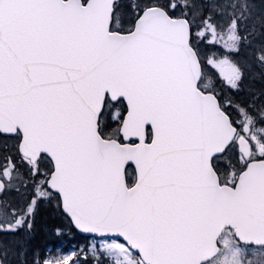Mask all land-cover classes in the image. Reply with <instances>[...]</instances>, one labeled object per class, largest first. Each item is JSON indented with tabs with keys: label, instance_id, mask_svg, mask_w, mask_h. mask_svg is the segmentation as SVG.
Returning <instances> with one entry per match:
<instances>
[{
	"label": "snow or ice",
	"instance_id": "obj_1",
	"mask_svg": "<svg viewBox=\"0 0 264 264\" xmlns=\"http://www.w3.org/2000/svg\"><path fill=\"white\" fill-rule=\"evenodd\" d=\"M0 264H264V0H0Z\"/></svg>",
	"mask_w": 264,
	"mask_h": 264
}]
</instances>
